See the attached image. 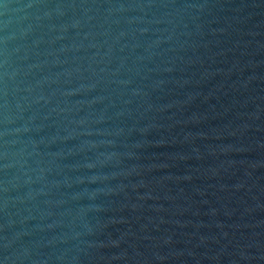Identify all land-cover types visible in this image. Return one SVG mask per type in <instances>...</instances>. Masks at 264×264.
<instances>
[{"label": "water", "instance_id": "1", "mask_svg": "<svg viewBox=\"0 0 264 264\" xmlns=\"http://www.w3.org/2000/svg\"><path fill=\"white\" fill-rule=\"evenodd\" d=\"M0 264H264V0H0Z\"/></svg>", "mask_w": 264, "mask_h": 264}]
</instances>
